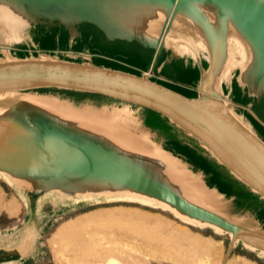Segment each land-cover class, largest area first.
Here are the masks:
<instances>
[{"label": "water", "instance_id": "1", "mask_svg": "<svg viewBox=\"0 0 264 264\" xmlns=\"http://www.w3.org/2000/svg\"><path fill=\"white\" fill-rule=\"evenodd\" d=\"M154 1L160 4L158 14L161 16L153 17L155 14L149 10V17L143 18L146 24L143 21L140 23L141 29L136 26L117 27L99 12L84 5L75 9L57 6L49 11L37 10L20 31L23 37L20 42L6 47L0 41L3 55L0 56V95L19 93L26 96L33 92L40 94L41 89H57L102 96L158 113L167 118L179 140H186V144L195 149L197 146L202 150V156L223 167L235 181L264 201V141L233 115L238 113L230 96L235 81L249 98L264 101V0ZM129 2L144 6V9L152 7L148 0ZM96 7L103 10L99 3ZM143 8L138 11L142 16L145 15ZM37 24L62 26L69 34L70 47L80 36L81 26L95 27L108 42L134 44L151 56L148 70L152 75L164 54L168 56L158 71L174 61L187 63L192 60L200 73L195 86L197 97H188L148 76L98 66L91 61L81 63L63 59L58 52L38 51L37 56L31 54L25 58L15 56L12 50L20 44L37 47L29 33ZM146 25H156V30L150 33ZM231 31L240 39V42L234 43L237 46L234 56L230 52ZM87 53L90 55V51ZM78 54L73 51L66 53L72 59L83 57ZM84 57L91 59V56ZM204 62L208 64L207 68ZM224 88L228 90L227 94ZM214 101H225L228 107H218ZM80 105L84 103L76 106ZM141 126L152 138L159 137L158 130L147 127L144 122ZM65 133L54 131L42 136L0 142V167L28 162L56 173H77L88 180L85 184L92 186L105 188L113 181L120 187H115V191L85 193L59 176L54 178L57 179L56 184H50L52 187L23 190L0 176L19 194L31 215L23 236L0 237V264H16L34 253L38 243L37 215L45 200L63 205L119 201L141 203L170 212L186 224L188 221L184 217L197 222L188 224L190 226L211 229L216 234L219 233L217 228L221 229L222 233L218 235L230 238L222 264L228 263L232 252L240 245L264 259V224L255 218H248V212H238L234 205L235 197L227 198L223 194L213 197L210 192L216 189L207 186L203 172L195 173L190 164L166 151L160 144V158H147V162L151 161L163 177L149 173L155 177L151 179L145 176L144 171L138 173L133 166L120 159L90 146L79 145L77 140ZM189 141H194L195 146ZM150 143L154 144L153 140ZM163 156L168 160H163ZM134 157L140 166L144 165V153ZM176 177H183L184 183H177ZM61 188L71 190L64 193L66 190ZM139 195L151 196L169 207L149 205ZM211 198V206L202 205L201 200ZM13 238L14 241L6 243V239Z\"/></svg>", "mask_w": 264, "mask_h": 264}, {"label": "bare ground", "instance_id": "2", "mask_svg": "<svg viewBox=\"0 0 264 264\" xmlns=\"http://www.w3.org/2000/svg\"><path fill=\"white\" fill-rule=\"evenodd\" d=\"M129 1L130 0H0V41L6 47H9L15 42H20L23 38L20 31L26 26V24L30 22L34 14L38 12L37 10L49 11L50 8H56L57 6L66 9L73 7L75 9L78 5L88 6L94 11L99 12L106 20L111 21L120 28H134L135 26L139 29L143 28L140 23L141 21L144 22L143 18L149 17V10H151V13L155 14L153 15V17H156L157 15L161 16V14H158V12L160 13V4H158L154 0H148L149 4L152 6L150 9L147 6L144 9V6L131 5ZM97 3L103 6V10L99 9V7H96ZM137 6L145 10L143 11V13L145 14L144 16L138 13L140 9ZM144 24H146V22H144ZM155 26L156 25L148 26L150 33L156 30ZM32 28L30 29L29 33L33 38ZM191 30L194 31L193 29ZM230 36V52L232 53L231 56H234V49L237 47L234 43L240 42V39L232 31L230 33ZM232 44H234L235 47ZM48 55L52 56L50 54ZM82 56L84 57V54H82ZM83 57H80L81 63H89L91 61L93 64L98 65L92 59L89 60L86 57ZM188 62L190 63L191 60H189ZM224 92L225 94H227L225 88ZM40 94L33 92L32 94H28L26 96L19 93L0 95V142L17 140L19 138H31L36 135L42 136V134L45 135L48 133H53L54 131H63L66 132L71 138H74V140H77V143L79 145L84 144L90 146L92 148L100 150L101 152H105L113 156L114 158L120 159L121 161L127 163L129 166H133V169L138 173L144 171L145 176H147L148 178H155L153 175L150 176L149 173H157L158 177H163V174L157 172L156 166L153 165L151 161L147 162V158H160L161 155L159 154V150L161 149V147H163L166 151H169L166 148L167 137L158 132L159 137L157 139L152 138L148 132L142 129L141 122H144L147 127L149 126L146 118V114L149 113H153L154 117L156 118L158 117L165 120L169 125L167 118H164L160 114L153 111L105 97L104 102L94 103V101H88V103L90 104L84 102L83 106H76L78 102L72 100L71 98H63L61 95L50 93ZM74 103H76V105ZM214 105L218 107H228V104L225 101H214ZM235 110L238 114L235 115L230 110L231 114H233L237 118V120H239V122L250 128L260 139L264 141V137L258 133L249 118L244 113L239 112L236 106ZM53 116H55V118ZM152 140L154 144L150 143ZM192 142L194 143V141ZM159 144L161 145V147L159 146ZM198 150L199 153H202V150ZM169 152L174 154L172 151ZM138 153H144L146 156V158L144 157L143 160V166H140L141 164L134 159V155H137ZM174 156L190 164L195 173L203 172V174L207 178L208 174L205 171L206 169L200 166L195 169V165L192 163V161L179 155L174 154ZM162 159L165 161L168 160V158H166L165 156H163ZM213 163L217 165L215 162ZM217 167L225 174L229 175L223 167L219 165H217ZM0 176H2L8 183L16 185L18 189L22 187L23 190L24 188H26V190H38L43 187H52L50 186V184H52V182H57V179L54 178L59 176H62V178L60 179L65 181L68 180L67 182L71 183L74 188L80 189L85 193H94L100 191L108 192L111 190L115 191V187H120L119 183L113 181L109 182L105 188L95 185L92 186L89 184H85L88 180L83 179V177L77 173L69 174L67 171L56 173L54 172V170H50L45 167L43 168L36 165H29L28 162H16L9 165L8 168H6V166L0 167ZM65 177L67 178L63 179ZM206 178L205 180L207 186L210 189H216V191L210 192V194H213V197H217L219 196V194H223L228 198L227 194L224 192V189L221 188L218 183L214 186H210ZM176 179L177 180L175 181L177 183H184L183 177H176ZM58 181L65 182L61 180ZM60 185L65 186L64 184ZM69 190L71 189H62V191H65L64 193H67ZM139 196L144 197V201L149 202V205L155 204L159 206L162 205L164 207H169V205L162 203L163 201H158L151 196ZM212 201V198L208 200H201L202 205L205 207L211 206ZM234 205L238 212H248V218H255L261 223L258 210L256 211L251 209H238L235 200ZM110 215H112V218H114L113 214ZM122 215H120L122 218L126 217ZM139 216H136L137 218H140H138V220L136 219L134 221L133 219V221L131 220L132 222H129L130 220H128V223L126 220V223L123 221L125 223L124 225L122 224V222L117 226L118 231H120L119 226L123 225L122 229L128 233L126 235H122L123 230L120 231L122 232V237L120 238L114 231H99V234L96 233L97 236L94 237L93 235H90V237H93L85 240L83 239V237H85V234L84 236L77 235L78 237H75L76 234L75 236L73 235V232L71 230H73L75 226L71 225L73 228H70L69 226L60 227V235L68 236V239H78L73 241L69 239L71 242L80 240L82 241L81 259L77 260V256L72 257L73 259L70 264L73 263L74 258H76L75 260L77 261L76 262L74 260V264H140L136 258V253H138V250L135 249V246H130L128 244L130 240L133 241L131 242V244H135L139 239L143 241L147 248H149V252L146 255L148 259L152 258L156 261H162L163 259L170 257L169 260L171 259V261L173 258L179 262L183 260V264L184 262L189 264V262L195 257H199L200 260V257L202 256L201 252L206 258L208 254L204 255L203 252H210L213 249V246L216 244H212L211 240L206 241L202 237L193 236V234L187 232L186 230V232L180 233L182 231H180V229V232H177V229L175 230L171 228V226L161 221L150 220H154V218H148V223V221H146V217L141 216V214ZM102 217L103 216H101V218ZM144 218L146 219L144 220ZM184 218L190 225L197 224V222L193 219L187 217ZM114 219L112 220V222L114 221ZM96 220L100 221L99 218ZM107 221H110V219ZM114 222L116 224V222L118 221ZM79 224L82 223L79 222ZM75 231L74 233H76ZM217 231L219 232L218 234L222 233V230L219 228H217ZM76 244H78V242H76ZM78 245L80 247V242ZM79 249H77V251H79ZM74 251V253L78 255L79 252L77 253L76 250ZM78 256H81V254ZM209 256H211V254ZM195 259L197 260V258ZM211 262L213 264V261Z\"/></svg>", "mask_w": 264, "mask_h": 264}, {"label": "rangeland", "instance_id": "3", "mask_svg": "<svg viewBox=\"0 0 264 264\" xmlns=\"http://www.w3.org/2000/svg\"><path fill=\"white\" fill-rule=\"evenodd\" d=\"M32 32H33V42L37 45V47L33 48V47H28L25 44H20L18 45V47L12 50V53L15 56L20 58H25V57H29L31 54L37 56L38 51L47 52L51 54L58 52V54H60V57L63 59L75 60L77 62H80V58L78 59L69 58L66 55V53H68L69 51H73V52L77 51L75 53H79L80 55L82 54L89 55L87 51H90L91 59L99 66H106L117 70L135 73L138 75H144L145 73L148 72L150 55L147 51L140 49L134 44H127L120 41L108 42L100 36L99 32L93 26H87V27L83 26L82 27L83 35L72 45V47H70V43L68 41L69 39L68 32L62 26H59V24H56L55 26L37 24L33 26ZM48 32H50L49 35L52 36V39L46 38L44 44H41L39 40L45 37L48 34ZM93 54L95 56L94 58H93ZM0 56L1 57L3 56L1 52H0ZM167 56H168L167 54H164L161 57L162 59L159 61V64L156 67L157 69H155L152 80L156 81L157 75H162L165 76L166 78L167 77L166 70L168 69L169 74H172L169 77H171L173 80L178 82L175 88H179L180 91L185 95H188V97L189 96L197 97L198 93L195 90V86L197 85L200 78L199 70L191 69V67L190 68L186 67L184 61L179 60V61H174L171 64H165L162 70L158 71V68L160 67L162 62L166 60ZM190 63L193 64V61L191 60ZM179 64L181 65V67L185 66L186 68L185 70L188 72L182 70ZM171 65H174V67L168 68ZM204 66L207 68L208 64L204 62ZM173 74L175 76H173ZM235 85L237 86L236 83ZM237 88H238L237 92L235 91V93L232 95V98L236 101H242L241 97L243 98L247 96V94H244L238 86ZM42 90L43 89L39 90V92L61 95L63 98H71L72 100L78 102L79 104L88 101H94V103L95 102L100 103V102H104L105 100V98L102 96L90 95L80 92L57 90V89L55 90L48 89V91H42ZM226 92L228 93L227 89ZM152 114L153 113L146 114V118L148 117L147 118L148 125L151 128L158 130L159 133L167 137L166 148L169 151H172L175 155H179L181 157H184L192 161V163L195 165V169L198 168L199 166L206 169L205 171L208 174L206 179L210 186H214L215 184L218 183L221 186V188L224 189V192L227 194L228 198H231L232 196L235 197V201L238 206V209H244V210L251 209L256 211L258 210L261 223L264 224V201H261L258 196L252 194L244 186H242L237 181L232 179L229 175L225 174L212 161L202 156L201 153H199L198 150L199 148L195 146V144L192 141L189 142L193 146H195L196 149L186 144L187 142L186 140L184 141L179 140L176 132L173 131V128L170 125H168L165 120L158 117L157 119L156 117H154V114L153 115ZM0 205H1L0 206V237L5 239L10 235L12 236L16 234L22 235L24 228L29 223L31 216L30 211L26 206V204L24 203V201L22 200V198L19 196V194L13 189V187H11L3 179H0ZM110 214H113V217L115 219L112 218V215ZM131 214L134 216H132ZM140 214L141 216L147 218V219L144 218V220L146 219L148 223L150 218H154V220L153 219L150 220L161 221L171 226V228L175 230L177 229V232L179 231V229L180 231L184 230L183 232L182 231L179 232L184 233L187 231L193 234V236L202 237L206 241L211 240L212 244L216 243L213 246L214 250L213 249L211 250L212 252L211 251L208 253L203 252L204 255L208 254L206 258L203 256L201 252L202 256L201 255L200 256L203 259L200 257L199 260V257H195L197 258V260L193 258L192 260L194 261V263L191 260L192 262L190 261L189 264L192 263L202 264V261L203 264L205 263L212 264L211 261H213V264H222V261L224 259V256L226 254L227 248L230 243L229 236L218 235L211 229H200L194 226H190L184 223L183 221H181L180 219L176 218L170 212L135 202L119 201V202L79 203L76 205H63V204H57L50 200H45L43 202L42 206L40 207L39 213L37 215L38 243L34 253L30 254L29 256H26L25 259L19 261L16 264H70V262L73 259L72 257L77 256L76 257L77 260L81 259L82 241L80 240V241L71 242L73 240H78V239L69 238L71 240L70 241L68 239V236L60 235L59 234L60 227L69 226L70 228H73L72 226H75L74 228L76 231L74 230V228L73 230H71L73 232V235L75 236L76 234L75 237H78L79 235L84 236L85 234V237H83V239L85 240L93 236L94 237L97 236V234L100 233L99 231H106V232L114 231L120 238L122 237V235L128 234L122 229V226L126 223V220L127 223L128 220H130L129 222H132L133 219L134 221L136 219L138 220ZM120 215L126 217L128 216L127 217L128 219L126 217H123L125 218L123 219ZM137 215L139 216L138 218L136 217ZM101 216L103 217L101 218ZM98 218L100 219V221L96 220ZM109 219L110 221H107ZM113 219L114 221H118V222H116L115 224V222L113 221L114 222L113 223L112 222ZM79 222L82 224H79ZM121 223L123 225L119 226L120 228L119 230L120 231L123 230L122 231L123 234L122 232L118 231V227H117ZM74 231L76 233H74ZM90 235L93 236L90 237ZM22 236H20V238H22ZM12 240L14 241L15 238L10 240L6 239L5 241L8 244L12 242ZM76 242H78V244L80 242V247L78 244H76ZM131 242L133 241L130 240L128 244L130 246H135V249L138 250V253H136V258L140 264H176L179 262L173 258L172 261L171 259L169 260L170 257L163 259L165 261L163 260L156 261L152 258L148 259L146 255L149 252L148 251L149 248L146 247L143 241L139 239L138 242L135 244L134 243L131 244ZM76 246H78L80 249ZM76 248L79 249V251H77ZM74 250H76L77 253L79 252L81 256H78L80 255L79 253L78 255L74 253L75 252ZM210 254L211 256H209ZM76 258H74V260ZM230 258L232 259H229L228 264H245V263L264 264L263 258H260L256 253L248 251L242 245L238 246L232 252ZM74 260L73 263L71 264L75 263L76 260L75 261ZM181 261L178 264H183V260ZM184 264L187 263L184 262Z\"/></svg>", "mask_w": 264, "mask_h": 264}, {"label": "flooded vegetation", "instance_id": "4", "mask_svg": "<svg viewBox=\"0 0 264 264\" xmlns=\"http://www.w3.org/2000/svg\"><path fill=\"white\" fill-rule=\"evenodd\" d=\"M158 64H157V66H158ZM171 66H173V65H171ZM171 66H169L168 68H170ZM179 66H180V68L182 70L186 71L185 70L186 69L185 66L181 67L180 64H179ZM166 72H167L166 76L168 78L167 77L165 78V76H162V75H157V77H156L157 80L156 81L161 83V84H164L165 86H167V87H169V88H171L173 90H176V91L182 93L179 88H175L178 82L173 80L171 77H169L172 74H169L168 69L166 70ZM186 72H188V71H186ZM173 76H175V75L173 74ZM237 89L238 88H237V86L234 83L233 94L235 93V91L237 92ZM182 94H184V93H182ZM186 96H188V95H186ZM241 99H242V101L234 100L235 103L237 104V110L239 112H241V113H244L254 123V125L259 130L260 134L264 137V101L258 102L256 100L249 99L247 96H245L243 98L241 97ZM250 104H251L252 109L248 108V106Z\"/></svg>", "mask_w": 264, "mask_h": 264}, {"label": "crops", "instance_id": "5", "mask_svg": "<svg viewBox=\"0 0 264 264\" xmlns=\"http://www.w3.org/2000/svg\"><path fill=\"white\" fill-rule=\"evenodd\" d=\"M82 27L83 26H81L80 28H79V32H80V36H78L76 39H75V41H74V43L83 35V33H82ZM49 33L50 32H48V34L45 36V37H43V38H41L40 40H39V42L41 43V44H44V42H45V39L46 38H49V39H52V36H50L49 35ZM68 41H69V39H68ZM75 52H77V51H75ZM95 56H94V54H93V58H94ZM150 58H151V56H150ZM161 59V58H160ZM184 64H185V66L186 67H191V69H198L197 67H194L193 66V64L192 63H189V62H187V63H185V61H184ZM171 67H174V65L173 66H171ZM131 73V72H130ZM132 74H134V75H138V74H135V73H132ZM138 76H148L150 79H152V77H153V75H152V73H151V71L150 70H148V72L147 73H145L144 75H138ZM167 87V86H166ZM234 91V90H233ZM233 91H232V94H231V97H232V95H233ZM178 92V91H177ZM234 103H235V101H234ZM235 105H236V107H237V104L235 103ZM248 108L249 109H252V107H251V104L248 106ZM250 120V119H249ZM251 121V120H250ZM252 122V121H251ZM252 124H253V126L255 127V129L258 131V133L260 134V132H259V130L257 129V127L254 125V123L252 122ZM261 135V134H260ZM262 136V135H261Z\"/></svg>", "mask_w": 264, "mask_h": 264}, {"label": "trees", "instance_id": "6", "mask_svg": "<svg viewBox=\"0 0 264 264\" xmlns=\"http://www.w3.org/2000/svg\"><path fill=\"white\" fill-rule=\"evenodd\" d=\"M49 90H55V89H49ZM42 91H48V89H43Z\"/></svg>", "mask_w": 264, "mask_h": 264}]
</instances>
